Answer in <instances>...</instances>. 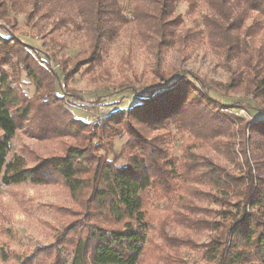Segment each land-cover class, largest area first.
Returning a JSON list of instances; mask_svg holds the SVG:
<instances>
[{
  "label": "rangeland",
  "instance_id": "1",
  "mask_svg": "<svg viewBox=\"0 0 264 264\" xmlns=\"http://www.w3.org/2000/svg\"><path fill=\"white\" fill-rule=\"evenodd\" d=\"M194 1L192 7L186 0L177 1L168 16L174 23L173 34L166 45L160 46L146 17L152 11L150 0H117V12L114 8L106 13L99 49L92 53V34L79 0H0V37L14 38L24 50L38 56L44 69L56 74L54 92L63 96L64 105L75 118L93 123L119 116L122 110L140 104L148 92L157 93L180 77L202 92L201 83L206 84L214 98L249 100L254 105L220 106L218 109L230 119L221 135L207 139L202 137L205 130L201 123L187 116L163 128L139 126V131L176 168L170 181L172 189L166 195L153 188L144 195L147 227L138 264H215L219 257H210L207 252L208 242L218 234L213 223L224 224L239 215L236 198L222 196L195 175L186 176L183 164L194 160L202 164L209 159L239 175L244 168L239 151L245 149L249 161H257L264 176V145L252 141L249 129L242 127L264 120V100L257 96L252 83L264 77L261 16L242 9L241 2L235 4L232 11L237 17V30L233 35L238 45L228 52L221 44L211 42L203 30L202 17L212 14L211 8L205 0ZM4 68L11 70L8 65ZM13 76V85L34 95L35 84L24 71ZM233 77L237 80L234 85ZM117 128L119 134L113 137L105 155L123 166L128 155L123 145L129 134L123 122ZM12 136L6 161L15 155L24 156L28 166L79 143L69 135L38 139L23 129ZM252 209L257 210L249 207ZM259 212L264 213V209ZM80 214V207L61 181L0 182V264H21L34 254L40 264H49L39 250L53 247L56 236ZM66 256L69 260L70 255Z\"/></svg>",
  "mask_w": 264,
  "mask_h": 264
},
{
  "label": "trees",
  "instance_id": "2",
  "mask_svg": "<svg viewBox=\"0 0 264 264\" xmlns=\"http://www.w3.org/2000/svg\"><path fill=\"white\" fill-rule=\"evenodd\" d=\"M177 1L150 0L152 11L146 17L158 35L160 46L166 45L173 34L174 23L168 16ZM186 1L190 7L195 2ZM205 1L212 14L203 15V30L211 42L221 44L228 52L236 50L238 45L233 35L237 17L232 11L237 2H241L242 9L259 14L264 27V0ZM116 3L117 0H79V9L92 34V53L99 49L106 28V13L113 12L114 8L117 12ZM5 65L11 70L4 68ZM44 68L38 56L24 50L17 40L0 37V182L9 185L23 181L35 184L61 181L80 207L81 217L56 236L54 246L39 250L49 264H138L144 252L147 227L144 195L152 188L166 195L172 189L170 181L176 168L139 131V126L163 128L168 122L187 116L201 123L205 130L202 137L207 139L221 135L230 119L218 109L220 106L234 108L243 103V108H249L254 105L249 100L228 102L224 97L214 98L206 84L201 83L202 92L187 78L180 77L157 93L148 92L146 99L122 110L121 115L90 123L71 114L63 96L54 92L56 74ZM44 70L51 74L46 75ZM20 71L35 84L33 96L13 85L16 81L13 75ZM235 81L233 77L231 84ZM253 82L257 96L264 100V77ZM121 122L129 134L123 145L128 152L123 166L105 155L113 137L119 134L117 126ZM242 127L249 129L252 141L264 145V120L245 123ZM22 129L38 139L69 135L79 143L65 146L61 154L39 158L32 166L26 164L24 156L15 155L6 161L12 135ZM239 152L244 164L239 175L209 159L202 164L190 160L181 168L186 176L195 175L194 178L199 177L201 183L222 196L238 200V217L224 224L213 223L218 234L208 242L207 252L210 257H219L215 264H251L252 261L264 264V213L259 212L260 208L264 209V176L258 162L249 161L245 149ZM36 259L34 254L21 264H40Z\"/></svg>",
  "mask_w": 264,
  "mask_h": 264
}]
</instances>
